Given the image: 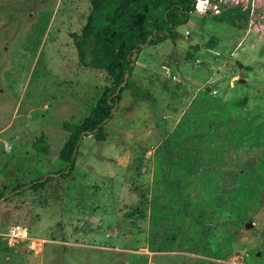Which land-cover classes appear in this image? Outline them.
Returning <instances> with one entry per match:
<instances>
[{
    "label": "rangeland",
    "instance_id": "rangeland-1",
    "mask_svg": "<svg viewBox=\"0 0 264 264\" xmlns=\"http://www.w3.org/2000/svg\"><path fill=\"white\" fill-rule=\"evenodd\" d=\"M237 2L253 7L144 45L64 175L112 83L72 44L89 1L0 0V229L37 238L0 236V264H264V0Z\"/></svg>",
    "mask_w": 264,
    "mask_h": 264
},
{
    "label": "trees",
    "instance_id": "trees-1",
    "mask_svg": "<svg viewBox=\"0 0 264 264\" xmlns=\"http://www.w3.org/2000/svg\"><path fill=\"white\" fill-rule=\"evenodd\" d=\"M90 9L79 33L71 39L79 64L83 67L103 69L111 79L87 115L73 125L62 145L58 159L65 166L55 174L68 175L78 152L80 140L86 135L100 138L103 125L110 118L119 101L120 85L124 73L133 69L132 54L139 53L144 45L153 46L164 40H174L177 27L185 25L191 15L193 0H88ZM249 9L238 4L221 10L212 19L247 15ZM136 57H134L135 60ZM43 180L37 179L40 185Z\"/></svg>",
    "mask_w": 264,
    "mask_h": 264
},
{
    "label": "built area",
    "instance_id": "built-area-1",
    "mask_svg": "<svg viewBox=\"0 0 264 264\" xmlns=\"http://www.w3.org/2000/svg\"><path fill=\"white\" fill-rule=\"evenodd\" d=\"M234 2V4L232 2ZM238 0H193L192 10L190 13L193 14H205L207 13L211 18L213 15H217L223 9H227L228 7H235L236 5H240L242 9H249L251 11L253 4L249 7H243V4L237 2ZM206 14V15H207ZM0 236L5 238L9 244H14L17 242H22L24 240L29 241L30 243H36L37 238L29 237V231L27 226L18 223H10L5 227L4 230L0 229ZM37 241H42L38 239ZM37 244V243H36ZM34 245H29L31 249H33Z\"/></svg>",
    "mask_w": 264,
    "mask_h": 264
},
{
    "label": "water",
    "instance_id": "water-1",
    "mask_svg": "<svg viewBox=\"0 0 264 264\" xmlns=\"http://www.w3.org/2000/svg\"><path fill=\"white\" fill-rule=\"evenodd\" d=\"M134 57H135V53H133L132 56H131V58H132V60H133L132 64L134 63ZM237 65H238V67H240V66H241V63H237ZM241 75H242V73L239 72V73H238V76H239L238 80H240V81L243 80V79L240 77ZM126 77H127V73H124V75H123V81L120 83V85H123V84H124ZM112 111H113V109H112ZM249 226H251V223H246V227H249Z\"/></svg>",
    "mask_w": 264,
    "mask_h": 264
}]
</instances>
